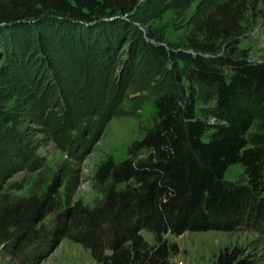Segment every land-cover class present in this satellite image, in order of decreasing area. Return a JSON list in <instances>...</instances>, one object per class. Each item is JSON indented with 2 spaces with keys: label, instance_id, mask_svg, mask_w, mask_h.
Returning <instances> with one entry per match:
<instances>
[{
  "label": "rangeland",
  "instance_id": "obj_1",
  "mask_svg": "<svg viewBox=\"0 0 264 264\" xmlns=\"http://www.w3.org/2000/svg\"><path fill=\"white\" fill-rule=\"evenodd\" d=\"M226 1L140 0L132 15L95 22L101 33L91 37L82 25L46 14L15 31L19 50L10 37L6 44L0 39V209L42 196L55 181L61 185L37 236L16 246V235H0V264H98L72 236L58 239L59 223L76 204L101 206L106 188L96 181L98 167L109 158L117 163L128 159L129 149L153 127L156 99L171 74L179 75L186 94L194 92L197 117L216 122L213 91L186 78L184 61L148 58L143 42L162 44L169 53L190 51L198 15ZM241 25L236 53L263 62L264 0H247ZM218 47L219 56L234 49ZM262 119L254 122L249 136L261 132ZM71 139L77 143L68 144ZM138 155L146 157L145 152ZM225 180L244 183L243 167L231 166ZM141 235L155 244L149 232ZM167 240L178 247L174 264H217L223 251L234 248L264 264V218L232 232H186Z\"/></svg>",
  "mask_w": 264,
  "mask_h": 264
},
{
  "label": "trees",
  "instance_id": "obj_2",
  "mask_svg": "<svg viewBox=\"0 0 264 264\" xmlns=\"http://www.w3.org/2000/svg\"><path fill=\"white\" fill-rule=\"evenodd\" d=\"M139 6L140 0H0V39L6 44L10 37L19 50L15 31L30 20L46 19V14L82 25L91 37L99 31L95 22L132 15ZM246 10L247 0L211 4L195 21L187 45L193 54L169 53L162 44L143 42L148 58L184 61L186 78L213 91L216 122L197 117L194 92L186 94L179 75L171 74L156 99L153 127L129 149L128 159L117 163L109 158L98 167L96 181L106 188L101 206L69 208L59 223L58 239L72 236L98 264H174L179 251L168 235L232 232L262 221L264 124L261 132L249 136V130L256 120L264 122V61L236 53ZM224 44L233 51L216 55ZM74 143L71 139L68 144ZM140 152L146 157L140 159ZM237 164L244 169V183L225 180L227 170ZM60 186L55 181L42 196L5 203L0 235H16V246L37 236V226L56 205ZM142 231L154 236L153 246ZM217 264L258 263L234 248L223 251Z\"/></svg>",
  "mask_w": 264,
  "mask_h": 264
},
{
  "label": "built area",
  "instance_id": "obj_3",
  "mask_svg": "<svg viewBox=\"0 0 264 264\" xmlns=\"http://www.w3.org/2000/svg\"><path fill=\"white\" fill-rule=\"evenodd\" d=\"M181 264H183V263H181Z\"/></svg>",
  "mask_w": 264,
  "mask_h": 264
}]
</instances>
